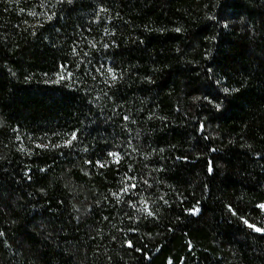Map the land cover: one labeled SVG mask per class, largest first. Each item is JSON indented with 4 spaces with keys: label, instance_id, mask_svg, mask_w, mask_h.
<instances>
[{
    "label": "trees",
    "instance_id": "obj_1",
    "mask_svg": "<svg viewBox=\"0 0 264 264\" xmlns=\"http://www.w3.org/2000/svg\"><path fill=\"white\" fill-rule=\"evenodd\" d=\"M263 204L264 0H0V264H264Z\"/></svg>",
    "mask_w": 264,
    "mask_h": 264
},
{
    "label": "rangeland",
    "instance_id": "obj_2",
    "mask_svg": "<svg viewBox=\"0 0 264 264\" xmlns=\"http://www.w3.org/2000/svg\"><path fill=\"white\" fill-rule=\"evenodd\" d=\"M261 209H262V211H263V213H264V204L261 206ZM253 229H255V230L257 231V229H259V228L256 227V226H253Z\"/></svg>",
    "mask_w": 264,
    "mask_h": 264
},
{
    "label": "snow or ice",
    "instance_id": "obj_3",
    "mask_svg": "<svg viewBox=\"0 0 264 264\" xmlns=\"http://www.w3.org/2000/svg\"><path fill=\"white\" fill-rule=\"evenodd\" d=\"M73 139H75V136L73 135ZM113 155H116V154H113ZM257 231H259V229H257Z\"/></svg>",
    "mask_w": 264,
    "mask_h": 264
}]
</instances>
